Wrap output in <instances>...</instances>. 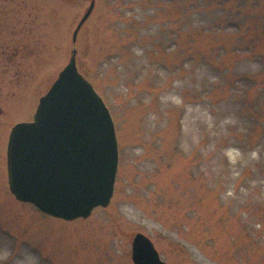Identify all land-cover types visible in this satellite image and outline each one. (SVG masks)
Listing matches in <instances>:
<instances>
[{
  "label": "rangeland",
  "instance_id": "rangeland-1",
  "mask_svg": "<svg viewBox=\"0 0 264 264\" xmlns=\"http://www.w3.org/2000/svg\"><path fill=\"white\" fill-rule=\"evenodd\" d=\"M92 0H0V264H264V0H95L79 72L113 118L108 207L74 221L10 191L12 128L69 63Z\"/></svg>",
  "mask_w": 264,
  "mask_h": 264
},
{
  "label": "water",
  "instance_id": "water-1",
  "mask_svg": "<svg viewBox=\"0 0 264 264\" xmlns=\"http://www.w3.org/2000/svg\"><path fill=\"white\" fill-rule=\"evenodd\" d=\"M94 8L92 0L74 30L69 63L40 99L33 121L12 128L7 147L14 197L66 221L87 219L94 209L109 206L119 165L111 113L77 66L78 35ZM132 261L167 264L141 233L133 238Z\"/></svg>",
  "mask_w": 264,
  "mask_h": 264
},
{
  "label": "flooded vegetation",
  "instance_id": "flooded-vegetation-1",
  "mask_svg": "<svg viewBox=\"0 0 264 264\" xmlns=\"http://www.w3.org/2000/svg\"><path fill=\"white\" fill-rule=\"evenodd\" d=\"M4 3H6V0H3Z\"/></svg>",
  "mask_w": 264,
  "mask_h": 264
}]
</instances>
